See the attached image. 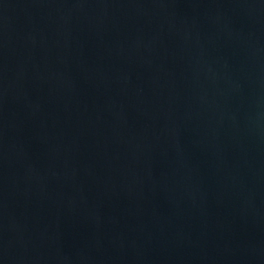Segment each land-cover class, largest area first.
<instances>
[{"label":"water","instance_id":"1","mask_svg":"<svg viewBox=\"0 0 264 264\" xmlns=\"http://www.w3.org/2000/svg\"><path fill=\"white\" fill-rule=\"evenodd\" d=\"M0 264H264V0H0Z\"/></svg>","mask_w":264,"mask_h":264}]
</instances>
